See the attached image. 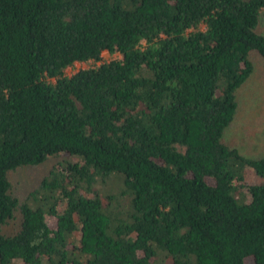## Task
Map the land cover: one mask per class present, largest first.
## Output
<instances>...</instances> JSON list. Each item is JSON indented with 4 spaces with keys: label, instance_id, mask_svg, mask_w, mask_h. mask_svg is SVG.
<instances>
[{
    "label": "trees",
    "instance_id": "trees-1",
    "mask_svg": "<svg viewBox=\"0 0 264 264\" xmlns=\"http://www.w3.org/2000/svg\"><path fill=\"white\" fill-rule=\"evenodd\" d=\"M263 18L264 0H0V264H264V152L225 141ZM51 158L16 195L10 174Z\"/></svg>",
    "mask_w": 264,
    "mask_h": 264
},
{
    "label": "rangeland",
    "instance_id": "rangeland-1",
    "mask_svg": "<svg viewBox=\"0 0 264 264\" xmlns=\"http://www.w3.org/2000/svg\"><path fill=\"white\" fill-rule=\"evenodd\" d=\"M260 31L264 32V18ZM113 58L115 55L112 56L108 52L103 53V61ZM252 60L255 64V72L238 91L239 108L233 123L226 131L225 141L238 147L249 157L260 158L264 152V59L254 54ZM99 63L77 62L74 66L68 67L65 74L73 75L79 70ZM59 160L60 158H51L40 166L21 167L12 172L10 178L15 194L20 198H25L49 174ZM247 181L251 183L257 181V176L252 170L247 171ZM245 264H254L253 258H248Z\"/></svg>",
    "mask_w": 264,
    "mask_h": 264
}]
</instances>
